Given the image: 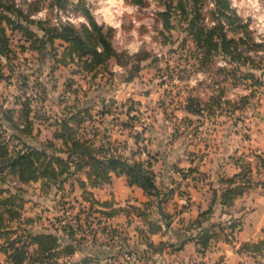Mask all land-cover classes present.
Segmentation results:
<instances>
[{
    "label": "rangeland",
    "instance_id": "rangeland-1",
    "mask_svg": "<svg viewBox=\"0 0 264 264\" xmlns=\"http://www.w3.org/2000/svg\"><path fill=\"white\" fill-rule=\"evenodd\" d=\"M35 1L16 0L25 6L20 7L26 14ZM234 1L251 27L254 42L228 30L229 38L243 37L245 44L239 47L243 59L231 62L216 56L205 68L201 65L204 52L186 33L165 31L164 21L159 17L164 8L156 0H147L144 8L132 5L129 0H49L40 13L31 17L34 22L49 21L57 27L56 22L64 21L69 14L75 15L74 9L85 2L96 22L113 30V45L120 56L96 81L73 75V67H58L50 55L41 60L38 52L30 51L32 43L22 34L12 36L13 56L10 60L2 59L0 69L5 78L0 81V134L4 132V140H10L12 155L22 150L23 144L39 149L53 144L48 152L67 159L68 155L60 152H66L67 148L55 136L63 129L62 121L80 105L93 110L94 123L89 122L87 128L88 134H93V127L100 134L97 147L104 144L130 164L151 162L153 167L157 166L152 173L161 198L139 189L123 207L113 201L124 212L114 219L101 220L118 235L108 237L99 233L95 247L83 217L82 227L87 234L81 232L78 239L85 236L88 239L80 252L64 259L65 264H84L88 259L92 261L90 264H264L260 257L239 255L241 247L238 251L236 246L242 234L250 243L264 238V191L257 188L264 174L257 172L258 158L264 159V6L259 0ZM61 7L66 8V14L55 11ZM75 16L72 18L75 26L87 24L85 18ZM31 29L44 37L38 27ZM56 46L61 55L60 44ZM247 57L255 62L256 69L244 65ZM251 74L255 80L249 78ZM71 80L75 82L73 86L69 85ZM192 103L193 110L198 109V103L203 112L188 111ZM26 107L32 111L31 118H35L30 136L21 134L14 126L26 127ZM75 130L83 133L77 124ZM104 137L110 141L101 143ZM191 161L196 163L195 169L188 167ZM203 162L211 169L220 167L219 182L231 178L237 164L251 163L249 176L254 186L233 207L215 209L214 224L205 228L213 226L217 239L207 249L197 248L195 252L194 248L184 250L199 235L192 228L190 211L196 203L191 202L207 199L208 211L217 191L208 175L199 171ZM180 164L186 173L178 172L177 179L170 177L168 185L157 180V174L161 178L170 169L176 174L174 167L180 168ZM86 172L72 171V177L63 178L62 189L54 184L49 189L43 182L24 185L16 176L5 175L4 188L25 201L24 218L36 220L24 229L32 235L54 233L64 239V245L69 244L68 233L61 231L65 225L78 229L80 223L76 219L83 211L81 204L86 206L81 187ZM155 225L161 228L157 237L152 234L157 229H152ZM92 228L102 227L93 221ZM175 233L185 237L179 240ZM22 234L23 231L13 238ZM6 240H0V248ZM23 243L29 244L30 240L24 237ZM151 243L154 247H150ZM226 243L235 246L228 249ZM5 257L0 252V264H7Z\"/></svg>",
    "mask_w": 264,
    "mask_h": 264
},
{
    "label": "trees",
    "instance_id": "trees-1",
    "mask_svg": "<svg viewBox=\"0 0 264 264\" xmlns=\"http://www.w3.org/2000/svg\"><path fill=\"white\" fill-rule=\"evenodd\" d=\"M49 0H36L29 5L28 14L22 8H18L14 0H0V69L2 67V59L10 60L13 56L11 48L12 36L15 33L22 34L25 39L32 43L30 51L38 52L40 59L45 56H51L52 60L58 67L71 68L73 75L83 76L86 80L96 81L100 75L110 70L112 61H117L120 56L114 48L111 29H105L100 26L93 14L87 8L85 2L74 9V12L82 15L87 24L77 27L73 24H65L61 27L52 26L49 21L34 22L32 16L40 13L44 5ZM65 1V0H60ZM164 10L159 13V17L164 21L165 31L172 32L174 30H182L192 40V42L204 52L201 59V65H205L216 56H223L230 59L231 62L240 61L243 55L239 51V47L244 43L243 37L229 38L228 30L243 34L244 37L254 42L252 32L243 19L233 9L230 0H156ZM129 2L137 7L144 8L147 0H129ZM62 3V2H61ZM64 10L66 8L61 7ZM67 11V10H66ZM38 27L39 31L44 33V37H39L31 27ZM10 33H12L10 35ZM60 44L63 50L62 54H58L56 44ZM261 47V46H256ZM51 49V50H50ZM258 51V50H257ZM244 65L250 69H256L255 62L250 57L245 58ZM55 70V67L52 68ZM110 75L113 73L110 72ZM249 78L256 79L252 74ZM4 76L0 70V81L4 80ZM132 81V80H129ZM74 80L70 81V86L74 85ZM256 85H259L258 83ZM28 106V105H27ZM194 103L187 107L188 111L194 113H202L201 106L196 103L197 110H193ZM27 108V107H26ZM24 117L26 119V127H16L19 132L25 136H30L34 127L32 111L25 110ZM105 114V113H104ZM130 115V111L127 113ZM102 116V114H97ZM96 115V116H97ZM103 117V116H102ZM95 116L90 106L82 108L80 105L73 108L69 113V118L62 121L60 132H57L55 139L62 141L67 151H60L67 154L68 158L64 159L48 152L51 144L45 148H34L26 144L24 148L13 155L10 151V140H4L5 134H0V240L7 239L5 244L0 248V252L6 256L7 264H65V258H72L81 251V247L88 239L86 236L78 239L82 232L87 231L82 227V218L86 217V224L89 225L91 236L93 238L92 246L98 244V234L110 237L111 234L117 236L118 233L112 227L104 225L101 218L107 220L114 219L124 211L117 208L113 202L102 203L97 201L88 189L85 182H81L82 190H84L83 209L77 217L78 229L74 226H64L61 233H68L69 244L64 245V239L54 233L32 235L24 226H31L36 220L24 218L25 201L19 195H14L10 190L5 189V175L16 176L19 183L28 185L31 183L43 182L45 187L49 189L54 184L59 188H63V178L72 177V171L75 173L87 170L86 176L91 187L101 188L105 185H111L113 175L125 176L128 180L129 187H137L150 193V196L161 198L162 193L157 188L153 171V164L148 162H135L130 164L123 157H117L114 150L107 148L104 144L100 148L97 147V139L100 134L96 133L94 127L93 134H88L87 125L89 122L94 123ZM2 121V117H0ZM83 133L80 134L76 130L75 125ZM92 136L89 139L88 136ZM110 141L107 137L100 140ZM104 142V143H105ZM56 149V153H57ZM260 166L258 173L264 172V159L258 158ZM238 165L239 173L231 178L221 181L224 187L217 190L212 198L210 209L202 212L198 219L193 222L192 228L199 231L197 238L190 241L196 243L198 251L207 249L212 240L217 239L213 234V226L210 229L205 228L210 223L215 214L217 205H221L223 209L231 208L239 198L243 197L246 192L253 187L250 174L252 172L251 163L245 166ZM263 181L257 184V188L264 191V174ZM22 191V190H18ZM99 217V218H98ZM61 223L62 220L58 218ZM93 221H97L100 230H95ZM18 228L15 229L14 227ZM152 234L158 235L161 232L159 226ZM221 228V227H220ZM58 232V227L56 229ZM215 230V229H214ZM23 231L24 234L13 238ZM264 234V231H263ZM24 237L30 240L29 244H24ZM150 247H154L151 243ZM239 254H248L252 257H260L264 259V240L258 243L243 244ZM91 260L84 261V264H90Z\"/></svg>",
    "mask_w": 264,
    "mask_h": 264
},
{
    "label": "crops",
    "instance_id": "crops-1",
    "mask_svg": "<svg viewBox=\"0 0 264 264\" xmlns=\"http://www.w3.org/2000/svg\"><path fill=\"white\" fill-rule=\"evenodd\" d=\"M192 161H191V163H190V165L188 167L190 169L191 168L195 169L197 167L196 166V163H193ZM205 164H207V162H203L201 164V166L199 167L200 168L199 171H202L203 173H205L206 175H208L209 182L210 183H214L215 184V186H214L215 190H218V188H220L222 186V184H221L222 179L219 182L220 177L217 176V173L220 172V167H218V166H216V167L215 166H212L213 169H211L210 167L205 166ZM216 164H214V165H216ZM157 165L158 166L161 165V162H159ZM179 167L180 168L174 167V169H175L174 172L176 174H173V171H171V169H170L169 172H164L163 173V177H161V178H158L159 177V174H157L158 175L157 176V180L159 182H162L163 185H168L166 183L170 180V177H172L174 179H177V175H178L177 173L178 172H180V171H182L183 173H186L187 172V170H181V169H183V166L181 164L179 165ZM156 168H157V166L156 167H153L154 170ZM210 169L212 170L211 172H210ZM238 173H239V169H238V165H236V168H235V171H234L233 176H235ZM217 179H219V180H217ZM83 182H85L87 184V186H88L89 189L91 188L89 191L91 193H93V195H94V197H95V199L97 201H100L102 203H105V202H113L114 201V202H116V203H118L120 205L119 207H123L122 204L126 203V201L128 200V197H130L135 191H139V189H140V188H137V187L136 188L135 187H133V188L129 187L128 180H127V178L125 176H119V177H117V176H114L113 175L112 184L111 185H105V186H103L101 188H93V187H91L90 184H89V182H88V180H87V178L84 179ZM187 182H189V181H187ZM211 200H212V198H211ZM195 201L196 200L193 199V202H191V203H196V204L194 205V207L190 211L191 216H192L191 219L193 220V222L198 219L199 215L202 212H204V211L207 210V202H206L207 199H204V200L198 199V202H195ZM216 208L217 209L219 208L220 211H221L222 206L221 205H217ZM215 216H216V214H214L213 217H215ZM214 222H215V220L212 218L211 221H210V224L213 225ZM210 224L207 223L206 226L208 227V225H210ZM174 231H176V229ZM175 235H177V237H178L179 240H181V239H183L185 237V236H183L182 233H180V234L175 233ZM156 237H157V235H156ZM244 237H245V235L242 234L241 237H240V239H238V241L241 240V242H239L238 244H236L238 251H239V248L242 247L243 244L250 243V242H248L249 240L244 239ZM261 239L264 240V238H261ZM232 246H235V245H228L227 243L225 245V247L228 248V249H231ZM193 248L196 250L195 252H197L196 244L194 242H189L185 246V249L184 250H189V249L192 250ZM237 253L239 254V252H237ZM229 255H231V253H229ZM5 260H6V257H5Z\"/></svg>",
    "mask_w": 264,
    "mask_h": 264
},
{
    "label": "built area",
    "instance_id": "built-area-1",
    "mask_svg": "<svg viewBox=\"0 0 264 264\" xmlns=\"http://www.w3.org/2000/svg\"><path fill=\"white\" fill-rule=\"evenodd\" d=\"M15 1V3H16V6L18 7V8H21V7H25V6H21V5H19L17 2H16V0H14ZM261 3H262V5L264 6V0H259ZM230 2H231V5H232V7H233V9H235V11H236V13L242 18V15H241V13L237 10V8H236V5H235V1L234 0H230ZM21 6V7H20ZM22 8V9H23ZM55 11H57V13H59V14H66L67 13V11H64L63 9H56ZM75 13V12H74ZM76 15V16H75ZM75 15H73V14H69V16H66V19H64V21L63 20H60V21H58V22H56V24H57V27H61L62 25H65V24H73L72 23V18H74V16L75 17H77V16H80V17H82L83 19H84V17L82 16V15H80V14H75ZM71 16V17H70ZM243 19V18H242ZM243 22H244V24H247L248 26H249V29L251 30V27H250V25L245 21V20H243ZM74 25V24H73ZM252 31V30H251Z\"/></svg>",
    "mask_w": 264,
    "mask_h": 264
}]
</instances>
